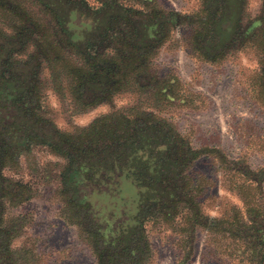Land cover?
Listing matches in <instances>:
<instances>
[{
    "label": "trees",
    "instance_id": "obj_1",
    "mask_svg": "<svg viewBox=\"0 0 264 264\" xmlns=\"http://www.w3.org/2000/svg\"><path fill=\"white\" fill-rule=\"evenodd\" d=\"M8 1L0 0V11L14 19L11 34L0 31V218L3 202L29 196L27 187L8 178L5 169L17 168L30 147L46 146L69 158L61 195L87 223L107 264H145L149 222L174 224L184 215L186 227L199 225V186L186 173L196 154L149 115L104 116L83 130L72 146L40 114L39 70L44 62L60 65V48L73 49L81 63L64 67L72 79L74 100L85 106L106 103L127 84L143 88L151 76V56L179 25L190 27L200 58L220 59L238 35L244 0H202L200 15L191 17L173 11L145 13L110 0H100L98 6L84 0L6 5ZM46 34L54 37L55 49ZM263 178L264 171L249 180L254 190ZM237 190L245 212L253 214L246 231L248 247L264 246V222L258 221L264 218L262 205L253 203L243 187ZM233 225L218 224L229 235V244L239 239ZM8 239L0 223L2 255Z\"/></svg>",
    "mask_w": 264,
    "mask_h": 264
},
{
    "label": "rangeland",
    "instance_id": "obj_2",
    "mask_svg": "<svg viewBox=\"0 0 264 264\" xmlns=\"http://www.w3.org/2000/svg\"><path fill=\"white\" fill-rule=\"evenodd\" d=\"M84 1L90 6L100 2ZM110 1L145 13L173 11L182 17L200 15L202 4V0ZM12 2L24 1L9 0L6 5ZM4 15L0 11V31L11 34L14 19ZM239 26L232 46L214 62L196 53L190 27L173 28L151 56V76L143 88L127 84L100 105L85 106L72 96V79L64 66L81 63L73 49L60 48V65L44 62L39 70L40 114L72 146L83 130L104 116L149 115L196 154L186 173L199 186V225L189 229L184 215L174 224L149 222L145 264H264V246L248 247L246 231L253 214L247 215L237 192L243 187L264 212V178L258 190L249 181L264 171V0H244ZM49 34L47 40L55 49ZM69 165L67 156L34 145L17 168L5 169L8 178L27 187L29 196L3 202L0 223L9 239L0 264H107L87 223L75 216L61 195ZM223 221L235 223L239 238L235 242L229 244V235L218 227Z\"/></svg>",
    "mask_w": 264,
    "mask_h": 264
}]
</instances>
